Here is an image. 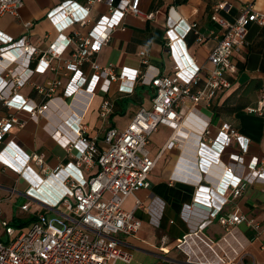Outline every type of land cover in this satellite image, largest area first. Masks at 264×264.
Masks as SVG:
<instances>
[{"label": "built area", "instance_id": "obj_1", "mask_svg": "<svg viewBox=\"0 0 264 264\" xmlns=\"http://www.w3.org/2000/svg\"><path fill=\"white\" fill-rule=\"evenodd\" d=\"M140 2L64 0L48 13L59 31L61 46L66 47L72 40L76 42L72 57L67 61V67L74 72L66 88L67 96L88 92L91 103L99 91L104 92L99 115L103 122H108L115 107L114 100L108 95L113 82L120 81L121 90L126 92H132L137 83L150 85L154 88V94L151 104L141 105L125 129L107 126L103 136L104 147L99 145L98 136L89 135L85 112L73 121L67 119V122L70 121V133L56 130L53 136L69 150L72 159L52 171L45 166L44 154H23L11 147L10 143L0 150V160L18 171L28 182L25 190L28 201L22 204V208L28 210L32 201L46 208V211L37 214L28 227L17 228L2 217L0 207V264H115L119 260L132 261L133 253L119 236L133 235L140 230L142 220L135 213L138 208H145L156 224L160 223L165 208V202L153 192L148 196V204L137 196L138 192L150 188L149 176L157 163V157H153L148 148L150 136L162 123L178 126L187 106L196 108L203 102L210 106L219 90L229 88L232 84L229 75L237 72L234 55L246 42L248 23L256 22L264 26V12L255 9L254 0L244 4L234 21L220 14L221 9L230 11L233 7L230 2L222 1L214 6V20L221 27L222 34H216L217 42L208 55L212 68L207 69L196 61L189 53L186 41L190 32L195 34L198 42L204 41L207 35L201 31L198 22H187L180 16L169 22L165 31L167 50L176 63L173 74H163L150 64L146 50L138 54L147 66L130 74L119 71L113 63H98L93 56L109 42L116 28H125V19L129 14L139 18L154 17L155 12H143ZM98 3L105 4L107 12L84 35L76 25L90 22L92 9ZM24 5L25 0H0V16L11 14L21 17L20 10ZM33 23L32 20L24 21L25 33L19 38L0 30V96L10 105L28 109L30 117L38 119L51 107L50 103L55 99L52 93L59 85L58 80L50 83L49 99L40 105L22 98L17 94V88L30 81L36 71L49 68L50 60L59 57L62 49L52 45L40 58L45 65L30 67L33 55L39 52L27 35ZM181 24L185 26L180 28ZM85 62L90 64L92 70L90 78L81 68ZM127 80L131 82L129 87L122 83ZM248 110L264 114V85L257 104ZM16 122L24 123L17 116L0 122V143ZM205 124L199 136L201 144L209 134V121L206 120ZM232 140H236L240 152L233 153L232 163L224 166L234 178L224 189L223 203L200 216L202 221L192 227L179 243L188 264H264V256L261 255L264 253V240L259 237L264 234V222L242 213H222L231 193L238 196L248 184L257 181L264 183V161L254 157L249 163L246 162L244 155L249 150L250 139L232 129L229 123L220 128L214 140L218 145V158ZM32 163L40 165L41 170H36ZM94 166H98V170L86 176L84 167ZM236 170L237 174L234 173ZM46 183L47 187L41 188ZM229 187L232 188L231 192ZM130 195L136 196V200L134 208L127 210L123 205ZM190 212L191 207L186 206L184 215ZM214 218L233 238V251L229 248L218 249V242L209 241L203 235V227ZM241 224L253 228L256 237L251 239L238 234L237 229ZM255 240L260 241L257 252L252 250ZM247 257L250 262L246 261Z\"/></svg>", "mask_w": 264, "mask_h": 264}, {"label": "crops", "instance_id": "obj_2", "mask_svg": "<svg viewBox=\"0 0 264 264\" xmlns=\"http://www.w3.org/2000/svg\"><path fill=\"white\" fill-rule=\"evenodd\" d=\"M63 1L25 0V5L20 10L21 17L11 14L0 16V30L14 38H19L25 33L24 21L34 22L27 35L38 47L39 52L33 55L30 67H43L45 64L40 58L52 45L62 49L59 57L50 60L49 68L36 71L30 81L17 88V94L22 98L40 105L49 99L47 93L50 83L58 80L59 85L52 93L55 99L51 101V107L38 119L31 118L28 109L10 105L0 96V122L4 123L13 116L24 122H16L9 128L0 143V150L10 143L11 147L23 154H44L48 171L72 159L69 150L53 136V132L59 130L70 133L69 122L85 112L84 120L89 126V135L98 136L99 145L104 147L103 136L107 126L114 125L125 129L141 105L151 104L154 92L152 86L141 83H137L132 92H126L121 90L120 81L113 82L108 95L114 100L115 107L108 122H103L99 115L104 92L99 91L91 103L88 92L67 96L66 88L74 73L67 67V61L72 57L76 42L72 40L63 48L59 31L48 17V13ZM222 1L230 2L233 7L230 11L221 9L220 14L225 19L234 21L248 0H141L143 12H155L154 17L139 18L129 14L125 19V28H116L109 42L103 45L93 58L100 64L113 63L119 71L130 74L147 66L138 54L141 50H146L150 64L159 68L163 74H173L176 63L171 52L167 50L165 31L168 23L180 16L187 22H198L201 31L207 35L204 41L198 42L195 34L190 32L186 41L189 53L199 64L210 69L213 65L208 60V55L217 42L216 34H222L221 27L214 20V6ZM254 7L264 12V0H254ZM106 12L105 4L94 5L90 22L82 26L76 25V28L87 35L96 20ZM184 26L185 24H181L180 28ZM234 60L237 72L229 75L231 86L219 90L212 98L210 106H206L204 102L196 108L189 105L185 108L178 126L162 123L150 136L148 148L151 155L157 157V163L149 176L150 188L138 192L137 196L146 204L150 201L148 196L151 192L161 198L165 202L163 216L160 223L156 224L145 208H138L135 213L142 220L140 230L133 235L119 236L133 253V259L130 262L119 260L115 264H188L187 256L179 248V243L192 227L202 221L200 216L223 203L224 189L230 179L234 178L227 173L224 166L232 163L233 153L240 152L236 140L231 141L219 158L218 145L214 141L225 123L231 124L232 129L250 139L249 150L244 155L247 163L254 157L264 161V114L248 110L257 104L264 85V26L256 22L248 23L246 42L235 53ZM81 68L90 78V64L85 62ZM122 83L128 87L131 84L128 80ZM67 119L70 121L67 122ZM206 120L209 121V134L203 140L204 144H201L199 136ZM32 165L36 170H41L40 165ZM97 170L98 166L84 167L86 176ZM234 173L237 174L238 171ZM26 184L28 182L18 171L0 160V202L4 206L16 195L20 196L19 199L22 198L12 216L7 215L5 206L2 212V215L13 218L12 223H19L14 224L17 228L28 227L39 212L46 211L45 206L37 201H32L28 210L22 208V204L28 201L25 195ZM231 191L232 188L229 187V192ZM108 195L107 193L106 196ZM135 200L136 196H128L124 208L133 209ZM10 205L12 207L9 203ZM186 206L191 207L188 215H184ZM20 207L23 212L32 211V214L29 217L22 216ZM228 212L246 214L264 222V183H250L238 196L231 193L222 209V213ZM31 218L33 219L29 224H20ZM202 233L209 241L218 242V249L229 248L233 251L235 248L233 238L227 234L226 228L217 218L207 222ZM237 233L251 239L256 237V231L246 224L239 225ZM259 237L264 240V234ZM259 242L255 240L253 251L257 252ZM261 255L263 257L264 253ZM246 261L250 262V258L247 257Z\"/></svg>", "mask_w": 264, "mask_h": 264}, {"label": "rangeland", "instance_id": "obj_3", "mask_svg": "<svg viewBox=\"0 0 264 264\" xmlns=\"http://www.w3.org/2000/svg\"><path fill=\"white\" fill-rule=\"evenodd\" d=\"M163 126V125H162ZM27 187H28V184H26L25 185V188L27 189ZM19 195H16L15 196V198L13 199V200H11L10 199V204H12V207H11V205L9 206V203L8 204H6V205H4L5 206V210H6V212L8 213L7 215L8 216H12L13 215V213H14V210L16 211L17 209H16V206L17 205H20L21 204V202H22V198H20L19 199ZM1 203V202H0ZM15 204V205H14ZM4 206L2 205V203L0 204V207H1V209H2V212L4 211ZM19 212H22L23 214H21L22 216H26V217H29L31 214H32V211H22V209H21V207H20V210H19ZM3 214V213H2ZM3 217H5V218H7L9 221H12L13 220V218H8V216H4V215H2Z\"/></svg>", "mask_w": 264, "mask_h": 264}, {"label": "trees", "instance_id": "obj_4", "mask_svg": "<svg viewBox=\"0 0 264 264\" xmlns=\"http://www.w3.org/2000/svg\"><path fill=\"white\" fill-rule=\"evenodd\" d=\"M153 94H154V92H153ZM153 94H152V96H153ZM33 218L35 219V217H33ZM33 218H31L30 220H27V221H25V222H23V223H20V224H21V225L29 224ZM13 224H19V223H18L17 221H13Z\"/></svg>", "mask_w": 264, "mask_h": 264}, {"label": "bare ground", "instance_id": "obj_5", "mask_svg": "<svg viewBox=\"0 0 264 264\" xmlns=\"http://www.w3.org/2000/svg\"><path fill=\"white\" fill-rule=\"evenodd\" d=\"M46 187H47V183L41 186V188H43V189Z\"/></svg>", "mask_w": 264, "mask_h": 264}]
</instances>
